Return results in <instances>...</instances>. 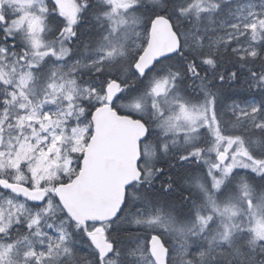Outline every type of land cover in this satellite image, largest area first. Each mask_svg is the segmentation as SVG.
Instances as JSON below:
<instances>
[{
  "label": "snow or ice",
  "instance_id": "obj_1",
  "mask_svg": "<svg viewBox=\"0 0 264 264\" xmlns=\"http://www.w3.org/2000/svg\"><path fill=\"white\" fill-rule=\"evenodd\" d=\"M0 264H264V0H0Z\"/></svg>",
  "mask_w": 264,
  "mask_h": 264
}]
</instances>
